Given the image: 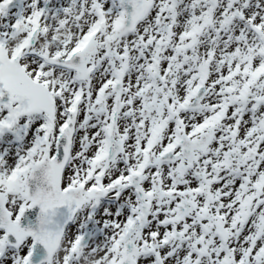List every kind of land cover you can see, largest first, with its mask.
I'll use <instances>...</instances> for the list:
<instances>
[{
  "label": "snow or ice",
  "instance_id": "snow-or-ice-1",
  "mask_svg": "<svg viewBox=\"0 0 264 264\" xmlns=\"http://www.w3.org/2000/svg\"><path fill=\"white\" fill-rule=\"evenodd\" d=\"M0 264H264V0H0Z\"/></svg>",
  "mask_w": 264,
  "mask_h": 264
}]
</instances>
